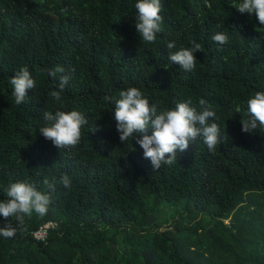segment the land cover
Segmentation results:
<instances>
[{"label":"trees","instance_id":"1","mask_svg":"<svg viewBox=\"0 0 264 264\" xmlns=\"http://www.w3.org/2000/svg\"><path fill=\"white\" fill-rule=\"evenodd\" d=\"M135 2L0 0V200L9 182L45 190L44 178L55 177L48 213L26 216L11 239L0 236V264H264V127L246 133L241 123L247 99L264 92V26L233 7L240 0H161L162 31L145 44ZM218 32L226 44L212 40ZM193 41L201 48L188 72L168 56ZM58 65L71 77L62 105L48 95L57 82L41 71ZM23 66L36 87L17 105L9 80ZM128 87L161 108L191 98L199 110L205 99L220 127L215 152L199 137L152 171L135 138L120 141L104 100ZM60 107L88 120L75 148L58 149L39 133L44 111ZM176 217L175 231L162 232L160 220ZM10 219L0 216V227ZM49 222L58 229L37 241Z\"/></svg>","mask_w":264,"mask_h":264},{"label":"clouds","instance_id":"2","mask_svg":"<svg viewBox=\"0 0 264 264\" xmlns=\"http://www.w3.org/2000/svg\"><path fill=\"white\" fill-rule=\"evenodd\" d=\"M233 7L242 14L254 15L259 25L264 26V0H240ZM134 8L135 29L141 41L145 44L155 43L157 33L162 31L161 0H136ZM212 40L223 45L228 42V36L218 32L212 36ZM192 45L169 51L168 60L185 71H193L197 60L194 53L200 50L201 45L195 41ZM166 47L168 50L176 49L175 40L167 42ZM41 71L57 82L56 90H51L48 95L62 105V93L71 77L64 74L65 69L59 65ZM9 83L17 105L24 102L29 90L36 87V81L27 66L19 68ZM104 100L114 106L113 119L120 141L124 143L129 138H135L136 144L143 149L144 158L150 160L152 171L177 162L178 150L184 152L199 137L203 138L210 152H215L221 143L220 127L215 122L218 117L203 98L199 100V110L191 98L177 102L174 108H161L158 104H150L140 89L128 87L120 90L118 95L105 96ZM246 104L249 118L241 121L242 131L251 133L258 127H264V92H255ZM43 120L39 133L58 149L77 147L81 142L82 127L88 124L80 111H67L62 107L55 111H44ZM59 182L65 188H70L72 183L68 175H63ZM43 185L45 190H38L27 180L9 182L5 189L7 198L0 200V216L6 221L14 218L15 223L8 222L0 227V236L11 239L23 229L26 216L31 217L35 213L43 217L48 213L50 191L55 190V177L51 182L45 177Z\"/></svg>","mask_w":264,"mask_h":264},{"label":"rangeland","instance_id":"3","mask_svg":"<svg viewBox=\"0 0 264 264\" xmlns=\"http://www.w3.org/2000/svg\"><path fill=\"white\" fill-rule=\"evenodd\" d=\"M162 211H164V216H166L167 214H168V216L167 217H170L172 214H173V211L172 210H170V209H168L167 208V205H164L163 207H162ZM165 211H168L167 213L165 212ZM179 211L180 212H182L181 211V208H179ZM177 219H179V217H176L175 219H173V220H168L167 222H164V218H162L160 221V229H161V231L162 232H164V231H175V229H174V227H173V223L174 222H176V220ZM197 221H201V222H204V223H208L207 225H209L210 223L209 222H211L212 221V218L210 217V216H207V215H200L199 217H198V220ZM196 221V222H197ZM195 223V222H194ZM225 224L226 225H228L229 224V221H225ZM185 226H190V224H188V223H185ZM212 227H213V225H212Z\"/></svg>","mask_w":264,"mask_h":264},{"label":"built area","instance_id":"4","mask_svg":"<svg viewBox=\"0 0 264 264\" xmlns=\"http://www.w3.org/2000/svg\"><path fill=\"white\" fill-rule=\"evenodd\" d=\"M59 223L49 222L34 233V238L39 242H45L50 238L51 232L58 229Z\"/></svg>","mask_w":264,"mask_h":264}]
</instances>
